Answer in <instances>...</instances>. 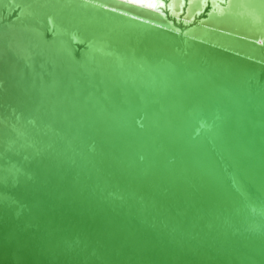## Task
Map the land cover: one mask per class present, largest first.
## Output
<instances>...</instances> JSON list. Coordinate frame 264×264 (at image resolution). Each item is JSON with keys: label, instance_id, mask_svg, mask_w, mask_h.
<instances>
[{"label": "water", "instance_id": "water-1", "mask_svg": "<svg viewBox=\"0 0 264 264\" xmlns=\"http://www.w3.org/2000/svg\"><path fill=\"white\" fill-rule=\"evenodd\" d=\"M0 264H264V0H0Z\"/></svg>", "mask_w": 264, "mask_h": 264}, {"label": "snow or ice", "instance_id": "snow-or-ice-1", "mask_svg": "<svg viewBox=\"0 0 264 264\" xmlns=\"http://www.w3.org/2000/svg\"><path fill=\"white\" fill-rule=\"evenodd\" d=\"M149 6L154 7L155 5H149Z\"/></svg>", "mask_w": 264, "mask_h": 264}]
</instances>
